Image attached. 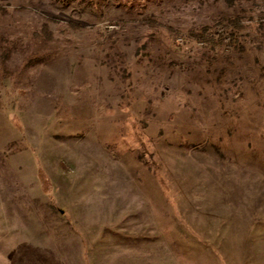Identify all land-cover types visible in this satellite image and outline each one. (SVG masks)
<instances>
[{
  "label": "rangeland",
  "instance_id": "obj_1",
  "mask_svg": "<svg viewBox=\"0 0 264 264\" xmlns=\"http://www.w3.org/2000/svg\"><path fill=\"white\" fill-rule=\"evenodd\" d=\"M0 264H264V0H0Z\"/></svg>",
  "mask_w": 264,
  "mask_h": 264
},
{
  "label": "trees",
  "instance_id": "obj_2",
  "mask_svg": "<svg viewBox=\"0 0 264 264\" xmlns=\"http://www.w3.org/2000/svg\"><path fill=\"white\" fill-rule=\"evenodd\" d=\"M91 1V0H90ZM46 20L50 21L49 18H45ZM142 22L148 24V25H154V19L150 16H141L140 19ZM224 29L223 34H226L229 37L228 43L233 46V47H239V36H238V31L243 27L242 24L235 22L234 20L227 19L226 22L223 24ZM69 26L75 29H78V25L75 23L70 22ZM207 26H202L199 29L192 30L190 31V35L194 38H202L205 39L209 42V47H215L216 44L221 43L223 41V36H219L217 39H211V38H206L207 35Z\"/></svg>",
  "mask_w": 264,
  "mask_h": 264
}]
</instances>
